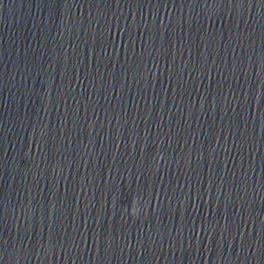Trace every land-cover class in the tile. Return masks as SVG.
Instances as JSON below:
<instances>
[{
  "label": "water",
  "instance_id": "obj_1",
  "mask_svg": "<svg viewBox=\"0 0 264 264\" xmlns=\"http://www.w3.org/2000/svg\"><path fill=\"white\" fill-rule=\"evenodd\" d=\"M263 228L264 0H0V264H239Z\"/></svg>",
  "mask_w": 264,
  "mask_h": 264
},
{
  "label": "clouds",
  "instance_id": "obj_2",
  "mask_svg": "<svg viewBox=\"0 0 264 264\" xmlns=\"http://www.w3.org/2000/svg\"><path fill=\"white\" fill-rule=\"evenodd\" d=\"M136 204H137V202L133 201V204L131 205V207L129 209H126V211H128V213H129V215H131L134 218L139 216V213H138L137 208H136Z\"/></svg>",
  "mask_w": 264,
  "mask_h": 264
}]
</instances>
